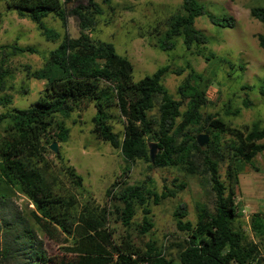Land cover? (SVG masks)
Segmentation results:
<instances>
[{
	"label": "trees",
	"instance_id": "trees-1",
	"mask_svg": "<svg viewBox=\"0 0 264 264\" xmlns=\"http://www.w3.org/2000/svg\"><path fill=\"white\" fill-rule=\"evenodd\" d=\"M71 0H8L7 7L18 17L36 24L47 40H58L60 35L48 28L43 19L52 14L65 27L68 15L76 18L79 35L75 38L63 34L58 45L50 50L41 68L29 77L44 80L42 94L28 107L8 109L0 114V264H262L264 252L255 243L247 241L235 224L237 206L234 202L238 174L257 154L264 152V126L253 121L237 128L213 114H203L206 105L208 78L188 65L186 78L178 87L180 101L175 100L162 84L167 73L180 75L182 68L169 65L156 69L137 81L133 80L130 61L119 55L110 42L93 39L97 18L103 14L96 0H80L67 9ZM250 16L264 23V6L250 8ZM206 16L211 24L221 28L234 25L231 16L209 13L198 0H182L179 10L166 20L165 29L158 33L156 46L161 51L175 48L181 39L186 50L203 47L209 37L194 25L195 19ZM258 46L264 50V34L256 36ZM1 46L0 48H5ZM19 53H37L32 46H9ZM200 54V51L197 50ZM208 57H214L210 52ZM239 69L243 67L241 64ZM1 79V78H0ZM95 85L88 86V82ZM246 86H243L245 88ZM250 88V87H249ZM264 97V78L257 87ZM182 101L185 110L180 111ZM157 116H149L155 103ZM11 103L8 96L0 97V105ZM93 104L92 133L95 138L119 149L124 167L118 178L107 189L111 212L124 227H130L136 208L142 211L138 232L147 233L153 226L148 215L150 203L156 205L166 198L175 197L185 182L173 188L164 186L160 194L143 185H130L127 181L131 167L137 161L150 167L177 168L187 175L197 176L209 199L195 203L196 222L183 220L186 205L180 203L173 212L175 227L185 238L169 245L177 248L175 259L157 247L146 243L145 249L137 245L130 234L119 243L112 239L107 222L110 215L107 204L96 211L75 212V200L58 192L56 178L48 170L43 139L64 142L69 134L63 118L80 105ZM249 107V98L242 100ZM116 111L126 125L118 134L109 123ZM239 109L234 110L237 115ZM181 118L179 123L177 119ZM191 129L204 132L210 138L200 147ZM229 136L228 140L222 137ZM156 143L153 161L149 158V144ZM45 143H49L47 139ZM59 157V155L57 156ZM225 164L226 183L221 180L219 168ZM64 175L80 187L82 177L74 168L63 167ZM18 191L32 204L28 217L12 206L11 193ZM206 195V196H207ZM30 220L52 241L70 243L64 250L70 256L51 257L42 248L30 226ZM253 231L264 234V209L250 219Z\"/></svg>",
	"mask_w": 264,
	"mask_h": 264
},
{
	"label": "rangeland",
	"instance_id": "rangeland-1",
	"mask_svg": "<svg viewBox=\"0 0 264 264\" xmlns=\"http://www.w3.org/2000/svg\"><path fill=\"white\" fill-rule=\"evenodd\" d=\"M8 0H0V97L8 96L9 105H0V114L13 108H26L32 104L43 92L44 80L29 77V74L41 68L50 50L60 42L63 34L70 37L79 35L77 20L68 15L66 26L50 14L43 19L45 25L60 35L58 40H47L38 30L35 23L27 18H20L15 11L7 7ZM103 10L97 18L95 30L89 33L93 39L110 42L116 52L126 57L132 65L133 80L137 81L145 75L152 74L156 69L169 65L171 68H182L180 75L167 73L162 84L173 99L180 101L178 87L186 78L188 65L196 72L208 78L209 85L206 92L207 103L200 110L205 114H213L233 127H243L253 121L264 126V97L259 94L257 87L264 78V50L258 46L256 36L264 34V23L250 16V8L264 6V0H198L205 9L216 16H231L234 25L231 28L216 27L206 16L195 19L194 25L203 31L209 42L203 47L186 50L181 39L170 51H161L156 46L158 33L165 29L166 20L179 10L182 0H96ZM80 0H71L66 5L69 9ZM32 46L37 53H19L9 46ZM200 51V54L197 53ZM210 52L214 57H208ZM241 64L243 67L239 69ZM88 86L95 82H88ZM243 86H246L243 88ZM250 87V88H249ZM249 98L252 105L242 106V100ZM157 102L149 116H157ZM239 109L237 115L233 111ZM185 110L182 101L180 111ZM114 117L109 121L113 130L118 134L123 131L126 121L113 111ZM95 114L93 104L80 105L67 118L63 119L69 134L64 142L52 138V133L43 139L48 150L45 162L48 170L56 178L58 192L75 200L76 215L81 216L84 210L94 212L107 204L110 215L107 227L111 229L112 239L119 243L121 238L130 234L134 242L142 249L146 243L155 242L156 246L175 259L177 248L169 245L171 241H180L185 234L175 227L173 212L177 205H186L187 216L183 219L196 222L195 203L209 199L199 183L197 176L187 175L185 172L172 167H150L148 163L137 161L127 178L130 185H143L146 189L160 194L164 186L173 188L179 182L186 186L178 191L175 197L166 198L159 204L150 203L148 215L153 226L144 234L138 232V224L142 221V211L136 208L130 227H124L110 208L107 189L116 181L125 163L119 149L95 138L92 133V117ZM181 118L177 119L179 123ZM3 126H0V136ZM190 135L205 134L189 131ZM208 136V135H207ZM208 136V140H209ZM49 143H45V140ZM224 135L222 140H228ZM52 142H56L57 153L49 149ZM150 143H154L151 141ZM59 155V157H57ZM74 168L82 177L80 187H76L66 175L63 167ZM220 178L224 183L225 164L219 168ZM207 195V196H206ZM12 206L22 215L28 217L32 204L27 198L13 191L11 193ZM234 202L237 206L238 217L235 224L240 227L247 241L255 243L264 252V234H256L250 224L253 214H262L264 209V152L242 167L238 174V185ZM30 226L36 237L42 242V248L51 257L70 256L64 250L70 241L52 242L30 220ZM262 264L263 261H262Z\"/></svg>",
	"mask_w": 264,
	"mask_h": 264
},
{
	"label": "water",
	"instance_id": "water-1",
	"mask_svg": "<svg viewBox=\"0 0 264 264\" xmlns=\"http://www.w3.org/2000/svg\"><path fill=\"white\" fill-rule=\"evenodd\" d=\"M196 141H197V144L200 147H204L208 143V136H207V134H198L196 136ZM49 149L51 151H53L54 153H57V145H56V142H52L50 144V146H49ZM156 151H157L156 143H150L149 144V158H150L151 161H153V159L155 157V154H156Z\"/></svg>",
	"mask_w": 264,
	"mask_h": 264
}]
</instances>
